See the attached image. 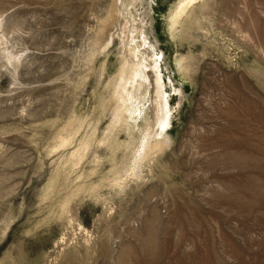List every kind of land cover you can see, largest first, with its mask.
Instances as JSON below:
<instances>
[{"label":"rangeland","instance_id":"obj_1","mask_svg":"<svg viewBox=\"0 0 264 264\" xmlns=\"http://www.w3.org/2000/svg\"><path fill=\"white\" fill-rule=\"evenodd\" d=\"M121 1L0 0V264H264V0H135L146 70Z\"/></svg>","mask_w":264,"mask_h":264},{"label":"bare ground","instance_id":"obj_2","mask_svg":"<svg viewBox=\"0 0 264 264\" xmlns=\"http://www.w3.org/2000/svg\"><path fill=\"white\" fill-rule=\"evenodd\" d=\"M128 2L130 1V0H127ZM126 0H122L121 1V3H120V5L116 2V5H115V10H116V12H117V14H120V15H122L123 16V21H122V26H121V29H122V36H123V39H124V43H125V47H126V49H127V51H129V53L128 54H132L133 55V57H135L134 59H136V64L134 63V65H133V68H134V66H138V65H142L143 66V68H145V67H148L149 66V61H148V59H149V57H148V54H147V50H146V48L142 45H140V43H139V35H138V33H139V28L137 27V18L136 17H134V14H133V11H132V7H134V3H135V0H132L131 2H127ZM196 2V0H181V2L179 3V6H178V8H177V10H176V12H175V15H174V18H173V21L174 22H176L180 17H181V15H183V13H185L186 12V10L188 9V8H190V7H192L193 5H194V3ZM134 4V5H133ZM135 9V8H134ZM110 16V15H109ZM121 16V17H122ZM111 17L113 18V19H116V13H114V14H112L111 15ZM114 21V20H113ZM109 22V21H108ZM110 22H111V19H110ZM142 35V34H141ZM143 44V43H142ZM144 47V48H143ZM132 56H131V58H133ZM127 59V58H126ZM129 60V59H128ZM127 60V61H128ZM139 67H141V66H139ZM155 67H156V65H155ZM158 68V67H157ZM142 69V68H141ZM147 68H145V70H146ZM137 71H139L138 69H137ZM139 72H141L142 74H144L143 73V69L141 70V71H139ZM138 72V73H139ZM146 72V71H145ZM141 74L139 73V74H137V73H135L134 72V69L132 70V72H129V73H127L126 75L124 74V73H122L121 74V77L122 76H124V78H123V82H122V86L124 85V84H126L125 86H127V85H131V84H134L136 81H137V79H136V77L137 76H140ZM145 75H143V77H144ZM156 83H154V84H156L155 86H154V90H155V94H156V98L155 99H157V104H158V109H157V111H158V113H157V122H158V124H156V126L158 125V130H159V132H155L154 134L152 133H147L144 137V142L142 143V147H141V151H139L138 150V152H137V155L135 156L136 158L139 156H141L140 157V159L144 156V158H145V156H147L148 154H149V149L150 148H157V147H162V144H163V142L164 143H167L168 142V140L166 141V139H167V137H168V135L167 136H164L163 135V132L165 131V130H167V128H168V125H169V123H170V113L168 114V112L169 111H167L168 109V106L167 105H169V102H168V99H166L165 97H164V94H165V92L163 91V88H162V86H163V84H162V76L159 74V73H157L156 74ZM140 78H141V76H140ZM146 80H148V77L146 76L145 77V81ZM151 85V84H150ZM139 86H140V84H139ZM152 86V85H151ZM150 86V87H151ZM124 87V86H123ZM138 88V87H137ZM134 91V90H133ZM154 94V95H155ZM122 97V96H121ZM133 94L131 93V92H129V91H127L126 92V96H123V101L124 102H128L129 100H132L133 99ZM133 101V100H132ZM139 103V102H138ZM122 106V105H121ZM136 111H142V109L141 108H139V109H135ZM138 112H136V113H138ZM121 116V115H120ZM170 126V125H169ZM150 131H151V129H149ZM149 132V131H148ZM110 134V133H109ZM158 135H163L164 137L163 138H165V140H163L162 138H160ZM156 136H158L159 138H157L156 140L155 139H153V138H155ZM162 137V136H161ZM152 139V140H151ZM160 139V140H159ZM169 139V138H168ZM166 141V142H165ZM168 144H169V142H168ZM161 149V148H160ZM151 150V149H150ZM136 151V150H135ZM133 152V151H132ZM151 152V151H150ZM148 153V154H147ZM135 158V159H136ZM143 158V159H144ZM139 159V158H138ZM128 161V160H127ZM136 161V160H135ZM141 161V160H140ZM137 162V161H136ZM135 163V162H134ZM138 167V166H137Z\"/></svg>","mask_w":264,"mask_h":264}]
</instances>
